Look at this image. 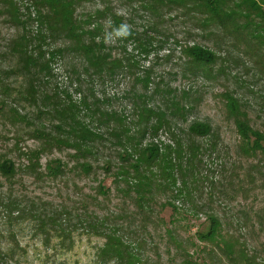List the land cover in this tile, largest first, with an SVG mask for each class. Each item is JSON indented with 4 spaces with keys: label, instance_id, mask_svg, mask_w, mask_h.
Segmentation results:
<instances>
[{
    "label": "trees",
    "instance_id": "trees-1",
    "mask_svg": "<svg viewBox=\"0 0 264 264\" xmlns=\"http://www.w3.org/2000/svg\"><path fill=\"white\" fill-rule=\"evenodd\" d=\"M23 1L26 15L21 14L18 0H0V17L7 18L16 30L4 53L5 61H10L5 75L8 79L15 77L19 84L12 89L0 73L5 104L10 107L8 114L3 108L0 113L10 117L12 126H23L39 145L20 154L22 164L10 155L0 154V184L2 180L7 184V189L0 190V264L22 263V248L4 247L3 241L6 234L15 237L13 227L26 222L34 224L42 239H56L55 251L61 254L75 251L76 226L81 225L85 234L104 242L97 252V264H143L144 241H139V236L147 233L148 220L158 208L160 213L173 214L179 212L177 203L193 204L205 180V159L221 158L226 150L210 122L195 120L185 126L191 113L185 99L189 92L181 96L156 83L151 68L142 70L141 62L127 53L126 45L135 42L140 58L149 57L157 51L158 38L163 37V25L158 23L176 13L189 19L207 40H218L215 46L219 47L216 51L199 44L179 46L176 42L185 58L184 76L216 78L222 69L215 67L224 60L220 52L226 60L235 57L233 53H250V64L264 76V0H121L152 18L154 25L143 32L128 28L125 17L105 0L84 15L78 10L92 0ZM35 25L36 32L31 30ZM109 35L123 42L119 48L123 55H113L114 48L107 44ZM69 61L73 62L67 66L71 70L69 79L80 95L78 100L54 83L56 65ZM124 73L134 81V88L126 96L131 115L104 106L105 100L85 86L87 80L103 81ZM224 99L240 138L239 160L233 162L231 184L243 194L264 191V131L251 124L240 98L226 93ZM21 105L31 107L33 112L19 110ZM108 143L117 146V191L133 202L136 212L113 211L112 217L102 218L87 205L79 211L66 204L56 208L18 191L20 175L31 176L37 182L55 181L68 172L89 177L94 172L90 157L100 155ZM51 149L73 151L75 166L69 168L55 159L43 170L42 157ZM244 157L253 161L245 168ZM104 165L105 175L114 173L109 162ZM217 183L226 191L230 187L223 180ZM108 190L105 180H101L97 193L107 197ZM158 198L163 199L159 202ZM258 217L264 226V219ZM158 221L165 223L166 219L162 216ZM226 221L217 213H209L194 227L196 231L188 239L196 249L194 254L186 252L176 231L165 224L169 242L184 255L182 264H207L202 254L216 255L222 264H264L259 249L232 234Z\"/></svg>",
    "mask_w": 264,
    "mask_h": 264
},
{
    "label": "rangeland",
    "instance_id": "rangeland-1",
    "mask_svg": "<svg viewBox=\"0 0 264 264\" xmlns=\"http://www.w3.org/2000/svg\"><path fill=\"white\" fill-rule=\"evenodd\" d=\"M105 2L111 4L117 13L124 16L128 28L135 32H143V30H147L154 25L152 18L126 2L121 0H105ZM18 4L21 14L26 15L25 2L18 0ZM101 4H103L102 0L85 2L78 10V14H87ZM6 20L7 18L0 17V73L4 76L6 84H9L13 89L19 84L16 85L17 80L15 77L8 79L5 75L10 61H5L4 53L8 40L15 36L16 30ZM158 24L163 25V37L158 38L161 41L157 45V51L147 58H140L139 53L135 50L136 43L130 41L126 45L128 47L127 53L137 57L141 62L142 70L143 67L151 68L155 82H160L162 87L170 88L181 96L184 91L189 92L187 98L183 96L187 99V104L191 110L189 121L185 126L195 120L210 122L215 128L214 130L220 135L221 143H223L222 148L226 150V153L221 154V158L207 157L205 159L202 170L205 180L201 183L200 195L193 200V204L177 203L179 212H174V215L170 211L160 213L161 210L158 208L151 217L152 220H148L147 233L139 236V241H144L141 249L142 263L182 264L183 259L181 256L184 255L178 253L172 242H169L170 235L165 224L176 231L179 240L184 242L186 252L190 250L191 254H194L196 249L192 247L190 242L188 243V239L195 233L196 228L194 227L204 222L209 213H217L221 218H225L228 223L226 228L242 241L246 239L250 247L254 246V248L259 249L264 258V226L260 224L258 217L259 215L262 220L264 219V191L256 190L243 194L236 186L237 189L231 184L235 174L232 173L234 169L233 162L239 160L237 145L240 138L234 121L228 114L224 99L226 93L240 98L244 103L251 124L255 128L264 131V76L258 72L254 64H250L249 60L252 57L250 53H243L242 55L233 53L235 57L226 60L223 52L218 54L224 60L219 61V64L215 67V70L222 69L221 72H218L216 78L184 76L183 63L185 58L182 56L176 42L180 43L179 46L199 44L214 48L217 51L219 47H216L215 43H218V40H207L204 38L203 33L191 26L189 19L180 15L177 16L176 13L166 17ZM155 27L156 29L159 28L158 25ZM31 30L36 32V25ZM107 44L114 48V56L120 52L121 49L119 48L123 46V42L112 35H109ZM120 53L123 55L124 52L121 51ZM71 64H73L72 61L65 65L61 63L56 65L57 75L54 83L60 89H67L70 96L74 100H78L80 95L76 93L69 79L71 70L67 66ZM85 86L93 90L101 101L105 100L104 106L131 115L130 103L126 96L134 88V81L128 74H119L117 77L106 78L103 81L87 80ZM184 98H182V101L186 102ZM6 101L7 98L0 87V109L3 108L8 114L10 107H8L9 104H5ZM156 101L158 102V98ZM19 108V110L22 108V111L27 110L29 114L33 112L31 107L25 105H21ZM38 145L39 143L32 139L29 131H26L23 126H12L10 117L7 115L5 118L0 113V154L10 155L18 164H22L20 154L24 150L35 149ZM73 154L74 152L69 150L51 149L42 157V169L45 170L47 164L55 159L63 161L69 168H72L75 166ZM116 158L117 146L114 143H108L103 147L100 155L90 157L89 161L93 164L94 172L89 177H78L68 172L55 181L48 179L37 182L31 176L20 175L18 180H21L22 184L17 186V189L30 197H37L40 204L49 202L56 208L66 204L79 211L83 208V205H87L89 210L102 218L112 217L110 214L113 211L120 213L136 212L133 202L121 196L117 191L118 184L114 174L119 162ZM106 162L111 164L114 172L110 176L105 175V171L102 169ZM252 162L244 157L242 165L245 168ZM224 165H226V170L223 169ZM242 174H244L243 171H241ZM241 179L244 180V177H241ZM101 180H105L110 189L107 197L97 193ZM220 180H223L225 184L230 183L227 191L218 185L217 182ZM212 184H217V187L214 189ZM4 188L7 189V184L2 180L0 190H5ZM162 199L158 198V201L161 202ZM81 202H84V204L81 205ZM75 204H80V206L73 207ZM157 214L158 220L164 216L166 222H159ZM237 220H241V222H237ZM136 225H138V221ZM33 226L32 222L23 223L18 227L15 226L13 227L15 237L6 234L3 241L4 247L14 248L19 246V248H22L24 254L21 258V264H97V252L104 242L99 237L85 234L84 227H81V225L76 226L78 229L76 228L75 233V251L68 254L56 252L54 245L57 244V240L54 238L42 239L41 235L36 234L37 232H35ZM49 240H51L50 244H48ZM154 247L157 249L155 250ZM202 255L207 264H222L216 255Z\"/></svg>",
    "mask_w": 264,
    "mask_h": 264
}]
</instances>
